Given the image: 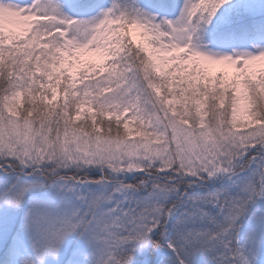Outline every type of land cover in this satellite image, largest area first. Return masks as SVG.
Instances as JSON below:
<instances>
[{"label": "snow or ice", "instance_id": "1", "mask_svg": "<svg viewBox=\"0 0 264 264\" xmlns=\"http://www.w3.org/2000/svg\"><path fill=\"white\" fill-rule=\"evenodd\" d=\"M0 264H264V0H0Z\"/></svg>", "mask_w": 264, "mask_h": 264}]
</instances>
